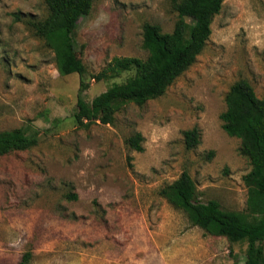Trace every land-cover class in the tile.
Instances as JSON below:
<instances>
[{"label":"rangeland","instance_id":"1","mask_svg":"<svg viewBox=\"0 0 264 264\" xmlns=\"http://www.w3.org/2000/svg\"><path fill=\"white\" fill-rule=\"evenodd\" d=\"M47 15L46 0H0V131L40 133L36 146L0 157V264L27 251L31 264H245L246 241L192 226L160 190L187 171L202 202L246 210L251 166L221 114L241 79L264 98V0H225L204 51L163 96L88 128L74 117L80 75H61L27 23ZM178 20L171 0H94L75 36L85 100L134 74L91 78L115 57L146 58V23L170 33ZM194 127L201 143L187 149ZM137 133L142 152L127 144Z\"/></svg>","mask_w":264,"mask_h":264},{"label":"trees","instance_id":"2","mask_svg":"<svg viewBox=\"0 0 264 264\" xmlns=\"http://www.w3.org/2000/svg\"><path fill=\"white\" fill-rule=\"evenodd\" d=\"M225 0H171L179 15L175 28L165 33L161 26H143V49L146 58L115 57L106 68L91 78L100 82L134 72L121 83L87 102L84 93L90 84L85 76L87 67L78 56L76 32L79 22L88 16L94 0H46L48 15L44 19L27 21L35 35L55 54L61 75H80L75 121L78 127L88 128L100 122L114 125L117 113L127 104L144 105L163 96L168 88L187 71L204 51L212 34V24L220 14ZM226 110L221 114L224 131L241 140L240 154L251 166L244 182L248 189L245 211L224 209L217 200L202 202L197 185L189 172L184 171L171 184L160 190L177 209L184 212L192 226L207 234L224 237L237 243L247 242L245 264H264V98H259L245 79L235 82L225 98ZM187 149L201 143L198 127L183 132ZM39 132L24 128L0 131V157L26 151L39 143ZM143 136L137 133L127 139L128 146L144 151ZM77 200V195L69 197ZM33 252H25L18 264H31ZM233 264H239L236 260Z\"/></svg>","mask_w":264,"mask_h":264}]
</instances>
